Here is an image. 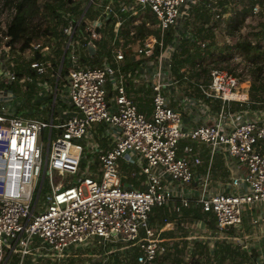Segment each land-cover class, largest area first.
Here are the masks:
<instances>
[{"label":"built area","instance_id":"obj_1","mask_svg":"<svg viewBox=\"0 0 264 264\" xmlns=\"http://www.w3.org/2000/svg\"><path fill=\"white\" fill-rule=\"evenodd\" d=\"M64 1L54 16V32L24 49H11L6 31L16 7L0 0L5 20L0 27V264H10L13 256L16 264H26L29 257L30 264L39 258L62 260L83 248L94 259L87 264H157L175 249L165 236L173 222L164 216L155 226L154 205L176 216L198 208L214 220L215 234L239 232L243 205L264 208V107L247 116L232 106L248 108L239 89L254 66L241 59L236 42L246 39L264 50V27L249 31L261 33L258 43L248 34L240 39L238 31L226 35L236 54L234 72L211 67L204 76L197 68L193 77L190 66L177 60L185 55L184 45L190 48L187 42H199L191 19L185 28L182 21L201 0ZM205 3L213 20L237 17L225 3ZM251 12L256 25L264 24V0L253 3ZM140 27L149 32L140 36ZM59 36L64 46L57 58ZM11 51L25 63L24 73ZM60 81L64 98L58 97ZM30 85L39 92L36 98L53 94L49 120L28 116L36 113L28 107L34 99H26ZM141 85L150 91L149 101ZM58 101L67 105L60 113L54 109ZM94 124L109 125L114 133L94 169L82 174L80 140L91 128L97 132ZM218 151L230 162L231 173L226 182L212 184L211 161ZM203 156L207 161L201 169ZM120 159L140 162V171L129 174L134 186L122 182ZM53 171L64 179L53 184ZM45 173L50 192L41 193ZM68 176L73 183L63 182ZM191 220L206 229L205 220L192 214ZM259 221L254 217L252 224Z\"/></svg>","mask_w":264,"mask_h":264},{"label":"rangeland","instance_id":"obj_2","mask_svg":"<svg viewBox=\"0 0 264 264\" xmlns=\"http://www.w3.org/2000/svg\"><path fill=\"white\" fill-rule=\"evenodd\" d=\"M210 0H201V5H197L194 7L196 9L194 21H191L192 30L197 34L199 42H187L186 44H191L190 48L187 50V46L184 45V48H186L187 51H185V55L183 58H180L177 60L178 65H187L190 66L192 73L191 76H195V72L197 68L201 69V72L204 74V76L208 75V70L211 67H224L227 70L234 72V69L236 68L234 57L236 54L232 55L231 47L226 43V35H233L235 32L238 31L240 35V39L248 34V37L255 38L256 42L258 43L260 40H262L261 33L259 34V31H255V35H252L249 33V31H253L256 29H259L261 26L264 27V24L256 23L254 22V17H249L252 8V3L258 2L261 3L263 0H214L217 1V3H225L229 7H231L230 11L236 10L235 12L240 15L244 14V17L246 19L240 21L239 29L235 30L233 29V22H230V19H226L224 23H220L219 28L215 29H209L206 30V28L203 26L202 23V17L204 15L198 16V13H201L200 11H208V7H206L205 2H208ZM87 3V2H86ZM234 7V9H233ZM79 7L75 14H78ZM91 10V8H90ZM193 13V8L190 11V14ZM262 16V15H260ZM41 17V18H40ZM231 18V17H228ZM208 20V19H207ZM232 20V19H231ZM4 19L0 18V27L3 26ZM36 22L41 21V28H44L46 25H52L50 30L56 29L57 22L54 20V17L51 16V14L47 12H42V6H40V13L39 18L35 20ZM197 21H199L197 23ZM212 21V20H208ZM236 24L239 23V19L234 21ZM238 22V23H237ZM247 22H250L248 25ZM211 23V22H209ZM216 24L215 26H217ZM214 26V25H213ZM260 28V29H261ZM254 29V30H251ZM217 31L216 35H213V31ZM242 30V32L240 31ZM212 31V34L210 33ZM139 35L143 36L147 33L144 28L140 27ZM241 32V33H240ZM260 35L259 39L257 37ZM172 35L167 32L166 39H170ZM213 37L211 42L209 40H205V38ZM45 35L34 40V41H42L44 39ZM46 38V37H45ZM252 39V38H251ZM258 40V41H257ZM210 42L208 45L202 46L200 43L204 42ZM54 42V41H53ZM262 43V42H261ZM64 46V37H60L55 41L54 47L56 48L55 53L57 58L61 56L62 48ZM262 48V46H261ZM264 48V47H263ZM191 50V51H190ZM263 50V49H262ZM237 51V50H236ZM12 53H15L14 61H18L19 64H22L23 67H21L19 70H21L24 73V65L25 63L21 61L20 55L16 53L15 51H11ZM190 52V53H189ZM130 56L126 59V62H130L132 51H126ZM240 53V52H239ZM241 59H244L245 62H253L246 58L242 54H238ZM187 58V59H185ZM21 61V62H20ZM98 61L94 63V65H97ZM247 63V62H246ZM248 64V63H247ZM254 66L251 67V70L248 71L249 73V80L247 81L246 86H243L239 89V92L243 93L241 97H243L245 100H241L243 104L246 105L248 108H244L239 103H232V106L235 109H239L245 112L247 116H249L251 109L262 108L264 107V59L263 60H257L253 62ZM131 65V64H129ZM133 65H137V63H134ZM249 65V64H248ZM261 65L262 69L257 70L256 66ZM245 66V65H244ZM57 67V66H55ZM246 67V66H245ZM186 70V69H185ZM185 71H183L184 73ZM177 76V75H176ZM178 76H180L178 74ZM64 78V77H63ZM52 88L54 86L52 85V80H50ZM64 82L62 81L58 82L59 86V98H64L65 94L63 93V86ZM29 85V83H27ZM31 86V85H30ZM143 87V90L141 92L144 94V98L146 101H149V95L150 91H146L147 89L144 85H141ZM15 91L19 93V89L16 87ZM29 96L26 98L30 102L31 99H34V101L30 102L28 107H32L36 113H29V117H37L40 118L41 116L49 120L50 113H51V101L53 99V94H50L46 98H36L38 91L34 90L31 87H28ZM140 92V93H141ZM42 93L49 94L47 90L42 89ZM36 96V97H35ZM19 98V96L17 95ZM26 106V105H24ZM24 106L21 109H24ZM55 110H57V113H60L62 109H67V105L62 102L58 101L55 105ZM55 122H58L57 119H55ZM97 128V132L93 133V128L83 137L82 140H80V144L83 147V159L81 162V173H85L88 170H93L95 167V162L98 159V154L102 150V148L106 147L107 142L110 140V136L114 133V128L110 127L109 125H106L104 127L100 126V124H94ZM55 132L53 131L52 139L54 138ZM182 143V142H181ZM45 151H46V140L44 141L43 145V151L42 155L43 158L45 157ZM131 155H134L135 152L130 151ZM204 164L200 167L203 169L206 164V158L205 156L202 157ZM234 166L241 167V164L236 159H231ZM121 165H119V172L122 182L128 183V185H133V180L129 177L130 172L140 171L141 165L140 162H135L134 165L127 164L124 159H120ZM230 162L227 160V157H225L224 153L218 151L213 155L211 165V178H213L214 181H212V184H214L216 181L220 182H226L228 180V176L230 175L231 171L228 167V164ZM81 175V174H80ZM126 176L127 178H123V176ZM142 177V176H140ZM64 179L63 175H60L57 171L52 172V183L56 184L59 181H62ZM48 180V173H45L44 178V185L42 186L41 193L43 192H50L49 186L46 183ZM69 180L70 183L74 182V178H71L68 176L63 181L66 183V181ZM192 185L189 184V186ZM38 185L35 190V194L33 198L36 196ZM40 203L44 204L45 199L44 196L40 197ZM39 209V207H38ZM198 209V208H197ZM242 218L246 222V225L249 223V220L252 216L258 217L260 213V209L256 207L255 205H248L245 204L242 207ZM264 210V209H263ZM194 213V211H191L190 209H184L182 211V214L180 216H176L175 214H169L167 210H164L162 207L154 205L151 210V218L153 219L155 226H160L163 223V217L166 216L169 218L171 222H173V226L169 225L168 229H166V238L167 244L171 245L173 243V246L171 248H174L173 254L171 251L169 253L163 255L160 257V261L157 264H261L262 260H264V255L261 256V254H257V252L254 249V246L251 242L249 243H243L244 246H240L236 242L238 240H241L240 234L241 232L234 233L233 230L229 231L231 233L227 234H215V226L213 225V219L211 217L208 218V223L206 226V229L204 231L199 230L194 226V221L191 220V214ZM242 226V225H241ZM168 232V233H167ZM197 236V237H195ZM237 237L234 239L233 237ZM244 240V237H242ZM248 241V238L245 237ZM198 244H192L194 242H197ZM205 241L207 244H205ZM230 245V248L233 250L232 254H230L227 251H224L223 247L224 245ZM223 251V252H222ZM76 254H71L70 256L64 257L62 260L59 259H49L46 260L44 258H39L38 260H33L31 264H87L86 262L88 260H94L90 256V251L83 249H79L74 251ZM215 253V254H214ZM100 254V253H99ZM97 254V256L99 255ZM226 256V257H223ZM250 256V257H249ZM222 258V260L220 259ZM31 257L27 258L26 264H30ZM264 263V261H263ZM10 264H16V259L13 258L10 260Z\"/></svg>","mask_w":264,"mask_h":264},{"label":"trees","instance_id":"obj_3","mask_svg":"<svg viewBox=\"0 0 264 264\" xmlns=\"http://www.w3.org/2000/svg\"><path fill=\"white\" fill-rule=\"evenodd\" d=\"M6 4L12 5L14 4L16 7V13L9 22L7 26L6 34L9 37V44L11 49H15L18 47L19 49L26 48L30 42L46 35L51 34L54 30H50L51 26L46 25L44 28H41V21L36 22L35 20L39 18L40 13V6H42V12H49L51 16L56 15V10L62 8L65 5L64 0H4ZM253 5V3H252ZM41 18V17H40ZM244 14L240 15L237 13V17L234 21L239 19V23L236 24L233 22V29H236L240 25V21L244 19ZM147 33L149 32L148 29L144 28ZM236 47L238 50L249 60L257 61L264 59V50H262L258 45L251 44L248 40H239L236 42ZM188 50V48H187ZM186 48L183 47V51H187ZM187 59V58H185ZM257 70H261L262 66H256ZM65 71L63 70L61 74H64ZM142 108V106H140ZM191 211H194L192 215L195 218H200L205 220L208 223V213H202L199 209L193 208ZM215 224L213 220V225ZM231 233V232H228ZM205 244H207L205 242ZM224 251L229 252L232 254L233 250L230 248V245H224ZM223 252V251H222ZM215 254V253H214ZM226 257V256H223ZM250 257V256H249ZM222 260V258L220 257ZM254 264V263H252Z\"/></svg>","mask_w":264,"mask_h":264},{"label":"crops","instance_id":"obj_4","mask_svg":"<svg viewBox=\"0 0 264 264\" xmlns=\"http://www.w3.org/2000/svg\"><path fill=\"white\" fill-rule=\"evenodd\" d=\"M196 9L193 10V13H191V14L189 13V16L187 18H184V20L182 21V25H183L184 28L188 25L189 19H191V21H194V16H195ZM200 12L201 13H198V16H200V15L203 14L204 17H202L203 18L202 21H204V23H207L208 25H210V27L206 29L208 31H209V29H215L217 27L219 28L220 23L222 21L224 22V21H226V19H230V18H226V17L224 18L223 17V19L213 20V15L212 14H210V13H208L206 11H200ZM185 13L186 12H182V14H185ZM207 19L208 20H212V21H209L211 23H209ZM198 22L199 21H197V23ZM204 23H202V24H204ZM216 24H218V25L215 26ZM210 33L212 34V31ZM216 34H217V31L214 30L213 31V35H216ZM210 38L213 39L212 36ZM138 99L140 100V98H138ZM138 106L139 107L142 106V109L145 108V107H143L144 105L141 102H140V104H138ZM259 209H260V213H261L259 215V218H260L259 223L257 225L252 224V219L255 216H252L251 217V219L249 220V223L247 225H246V222L243 220L242 221V224H241L242 226H241L240 231H239V232H241V234H240L241 240H238L236 243L239 244L242 247V246H244L243 243H249V242H251L252 245L254 246V249L257 252V254H261V256H263L264 255V215L262 216V213L264 212V210H263L264 208L263 207H260ZM165 234H166V232H165ZM242 237H244V240H243ZM245 237L248 238V241H246L247 239ZM236 238L237 237H235L234 239H236ZM263 261L264 260H262V263L261 264H264Z\"/></svg>","mask_w":264,"mask_h":264},{"label":"water","instance_id":"obj_5","mask_svg":"<svg viewBox=\"0 0 264 264\" xmlns=\"http://www.w3.org/2000/svg\"><path fill=\"white\" fill-rule=\"evenodd\" d=\"M89 50L90 52H93V48L91 46H89Z\"/></svg>","mask_w":264,"mask_h":264}]
</instances>
